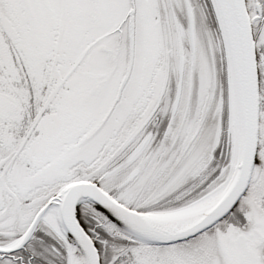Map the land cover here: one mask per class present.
<instances>
[{
	"label": "snow or ice",
	"instance_id": "1",
	"mask_svg": "<svg viewBox=\"0 0 264 264\" xmlns=\"http://www.w3.org/2000/svg\"><path fill=\"white\" fill-rule=\"evenodd\" d=\"M0 264H264V0H0Z\"/></svg>",
	"mask_w": 264,
	"mask_h": 264
}]
</instances>
